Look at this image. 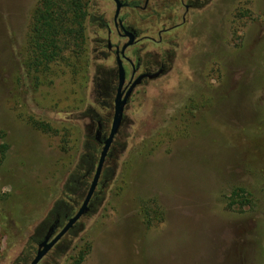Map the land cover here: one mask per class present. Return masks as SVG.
I'll return each instance as SVG.
<instances>
[{"label":"rangeland","instance_id":"374dc122","mask_svg":"<svg viewBox=\"0 0 264 264\" xmlns=\"http://www.w3.org/2000/svg\"><path fill=\"white\" fill-rule=\"evenodd\" d=\"M37 2L0 0V264L34 243L92 100L88 23L82 50L31 64ZM176 41L131 99L103 203L49 264H264V0H214Z\"/></svg>","mask_w":264,"mask_h":264},{"label":"flooded vegetation","instance_id":"af4514ba","mask_svg":"<svg viewBox=\"0 0 264 264\" xmlns=\"http://www.w3.org/2000/svg\"><path fill=\"white\" fill-rule=\"evenodd\" d=\"M107 1V11L100 12L96 0L88 9L87 23L92 29V100L86 113L81 114L87 119L82 151L77 154L73 171L65 178L52 208L29 238L34 243L25 247V259L23 262L18 259L14 264H30L43 248L40 244L49 243L84 206L85 212L37 263L49 264L52 256L67 248L65 238H74L81 231L82 219L101 206L116 166L117 153L124 147L122 129L128 122L126 112L136 89L169 74L178 46V33L193 15L205 12L206 6L214 0ZM125 97L122 118L108 142L96 184L90 192L110 137L116 102Z\"/></svg>","mask_w":264,"mask_h":264},{"label":"trees","instance_id":"16d2710c","mask_svg":"<svg viewBox=\"0 0 264 264\" xmlns=\"http://www.w3.org/2000/svg\"><path fill=\"white\" fill-rule=\"evenodd\" d=\"M93 0H38L32 11L28 47L31 64L44 69L68 50H82ZM6 145H0V154Z\"/></svg>","mask_w":264,"mask_h":264},{"label":"water","instance_id":"95a60500","mask_svg":"<svg viewBox=\"0 0 264 264\" xmlns=\"http://www.w3.org/2000/svg\"><path fill=\"white\" fill-rule=\"evenodd\" d=\"M118 12L119 10V3H117V9ZM126 102V97L123 100L117 101L116 102V106H115V115H114V120H113V124L111 127V132H110V137L106 142V146L104 148V151L102 153V157L100 159L97 171L95 173L94 176V180L92 182L91 188H90V192L92 191V189L94 188L99 172H100V168H101V163H102V158L104 156L105 150L107 148L108 142L109 140L112 138V136L114 135L120 120L122 118V112H123V108H124V104ZM89 192V193H90ZM89 196V195H88ZM85 212L84 206L82 208H80V210L75 214V216L73 218H71L69 220V222L62 228V230L49 242L46 244V242H43L42 244H40V247L43 246L42 249H39L36 256L34 257V259L31 261L30 264H37L41 258L48 252V250L61 238V236H63V234L72 226V224Z\"/></svg>","mask_w":264,"mask_h":264}]
</instances>
